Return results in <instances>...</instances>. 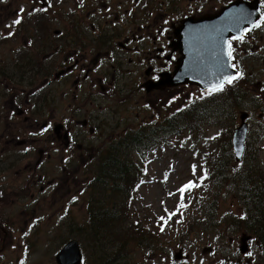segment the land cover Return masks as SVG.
I'll return each mask as SVG.
<instances>
[{"label":"rangeland","instance_id":"obj_1","mask_svg":"<svg viewBox=\"0 0 264 264\" xmlns=\"http://www.w3.org/2000/svg\"><path fill=\"white\" fill-rule=\"evenodd\" d=\"M12 2L3 0L0 3L2 17L7 12H15ZM26 3L27 0H18L19 6ZM52 20L48 15L47 21L39 27L42 33L38 36L30 30L28 21L20 26L14 37L0 36V72L14 71L18 58L11 52V47L16 43L19 65L33 62V56L39 52L41 63L36 77L35 101L36 122L40 123L49 116L48 109L55 110L57 121L63 118L67 106L60 103V95L65 87L73 85L70 77L61 78L58 83L41 85L52 70L59 68L55 66L59 58L52 56L50 60H44L46 52L41 49L43 43H39L44 40V44H51L47 36H53V28L60 27ZM13 21V16H9L7 21L0 18V30L7 32L12 29ZM72 28L68 26L69 30ZM97 38L101 44L108 41L104 36ZM89 86L84 85L83 89ZM130 88L128 84L126 94L104 100L112 109V119L106 122L102 131L95 132L94 137L87 134V128L93 124L88 122L80 136L83 137L82 133L88 136V143L93 148L85 154L78 151L73 161L61 163L59 153L58 158L46 161L38 172L30 164L39 155L37 150L32 149L23 155L16 147L10 150L0 147V243L7 236L4 234L3 237V226L12 227L15 236L8 234L16 237L25 230L22 222L29 219L35 224L31 231L36 239L35 260L44 259L45 264H57L56 254L73 239L81 244L85 264H236L234 254L239 253L241 237L247 234L241 221L247 210L246 180L242 171L258 163L257 171L264 178V116L261 117L264 101H258L261 104L256 111L253 110L255 100L244 98L235 101L229 97L227 101L224 92L215 94L216 99H210V93L203 95L193 88H181L177 103L165 109L151 105L150 110L146 105L150 101L142 97H152L151 94L141 91L130 99ZM93 91L98 92L96 88ZM80 94L81 91L78 97ZM169 96L164 94V97ZM49 98L55 102L44 105ZM90 100L87 96L81 101L78 118L93 116L95 119L97 113L104 117L106 114L100 112L93 102L87 104ZM188 103L198 107L180 122L177 118L171 121ZM83 104L88 106L83 108ZM249 110L252 118L247 142L248 159L238 164L234 160L232 137L242 113ZM152 114L155 116L152 123L144 125L143 121L151 118ZM157 123H169L173 129L179 130V125H182L183 132L178 137L169 136L156 147L143 148V162L137 153H133V160L143 170L134 198L128 200L129 195H117L113 191L101 195L96 186L93 189L102 153L109 155L107 151L110 150L112 155L114 150L111 149L115 147L129 148L130 143L122 137L142 128L150 130V126ZM190 123L191 128H188ZM2 130L3 120L0 134ZM19 134L23 136L22 132ZM52 136H56L55 132ZM21 147L25 148L24 145ZM218 160L223 162L220 175L215 166ZM61 174V182L49 189L47 200L40 186ZM40 175L44 177L38 181ZM190 183L195 187L181 200L179 190ZM129 189L125 184L126 192ZM92 201L96 207L94 212ZM181 206L185 207L183 215ZM104 213L111 216L109 220L102 219ZM79 229L82 233L78 232ZM249 245L250 252L243 256L245 262L254 260L257 254L260 256L256 240ZM205 248H211V251L205 253ZM180 250L183 251V259L176 261L174 255ZM35 260L31 258L28 264H36Z\"/></svg>","mask_w":264,"mask_h":264},{"label":"flooded vegetation","instance_id":"obj_2","mask_svg":"<svg viewBox=\"0 0 264 264\" xmlns=\"http://www.w3.org/2000/svg\"><path fill=\"white\" fill-rule=\"evenodd\" d=\"M12 1L15 12H7L5 17L0 13V18L7 21L13 16L20 23H13V28L7 32L1 29L0 36L14 37L25 21L38 36L42 33L39 27L47 21L48 15L51 16L52 23H58L60 27L53 28V36H47L50 45L44 44V40L39 43H43L40 46L46 52L44 60H50L52 56L59 58L55 63L59 68L52 70L41 85L58 83L61 78L73 79L72 87H65L60 95V103L67 106L63 118L57 121L55 110L48 109L49 116L40 123L36 122L35 101L36 77L41 63L39 52L33 56V62L19 65L16 43L11 47V52L18 58L14 71L0 72V121L3 120L0 147L5 146L8 150L16 147L23 155L32 149L37 150L39 155L30 164L38 172L46 161L58 158L59 153L61 163L65 164L73 161L78 151L89 153L93 146L88 143V136L84 133V138L80 136L82 129L92 121L87 134L94 137L95 132L102 131L106 122L112 119V109L104 100L126 94L128 84L131 85L130 99L141 91L151 94L152 97H142L150 101L146 103L150 110L151 105L165 109L177 103L181 88H193L203 95L210 93L212 97L224 92L227 101L229 97L235 101L255 100L253 110L256 111L261 104L258 101H264V0H27L20 6L18 0ZM245 20L247 25L242 27ZM68 26L73 28L69 30ZM96 35L106 37L107 43H99ZM229 40L232 59L228 62L235 68L227 70L238 79L231 84L225 83L221 91L171 85L177 82L174 80L180 68L213 66L218 70L219 62L227 60L220 55L221 48H227L221 41ZM126 79L129 82H125ZM84 85L90 86L83 89ZM94 88L98 92H94ZM164 94L170 96L167 98ZM87 96L92 99L87 104L93 102L100 112L106 114L104 117L97 113L95 119L93 116L78 118V106ZM53 102L49 98L44 105ZM242 116L250 124V110ZM154 117L152 114L143 124L152 123ZM62 176L40 186L47 200L49 189L58 185ZM43 177L40 175L38 181ZM33 203L36 204L37 200ZM22 225L25 230L16 237L8 234L12 233V227L3 226V237L4 234L7 236L0 243V264H28L31 258L35 260L36 239L31 232L35 224L27 219ZM78 232L82 233V229ZM82 255L80 264H85L83 250ZM45 262L42 259L36 264Z\"/></svg>","mask_w":264,"mask_h":264},{"label":"trees","instance_id":"obj_3","mask_svg":"<svg viewBox=\"0 0 264 264\" xmlns=\"http://www.w3.org/2000/svg\"><path fill=\"white\" fill-rule=\"evenodd\" d=\"M190 113L191 111L188 110L185 113H181L176 117L171 118V121H174L177 118L180 122L183 117L189 116ZM160 126L161 127H151L150 130L142 128L126 135L124 141L130 143L129 148L115 147L111 149L114 150V154L112 155H110V150L107 151L109 152V155H106V152H103L99 158L98 172L93 189H95L94 187L96 186L101 191V195L105 192L109 193L110 191H113L117 195L121 193V195L124 193L129 195L128 200L133 199L143 173V170L139 167L138 163L133 160V153H137L140 159H144V154L142 153L143 148L153 147L161 136L182 133V125H179L181 127L180 130L173 129L169 123H163ZM147 132H149L148 135ZM116 141H118V138ZM246 158L248 159L247 156ZM215 166L216 172L220 175L223 162L218 160L215 163ZM259 167L260 166L257 163L249 170L244 169L242 171L246 180L244 191L247 210L246 217L241 219V221L247 234L253 235L258 241L257 244L260 256L258 259H255V262L257 264H264V178L257 171ZM110 184L112 185L111 187H109ZM125 184L130 188L127 192L125 190ZM93 197H95V194ZM95 208L94 201H92V212H94ZM110 217L109 214L105 215L104 213L102 215V219L104 220H109ZM117 218V215H115V221H117ZM237 254L239 253L237 252Z\"/></svg>","mask_w":264,"mask_h":264},{"label":"water","instance_id":"obj_4","mask_svg":"<svg viewBox=\"0 0 264 264\" xmlns=\"http://www.w3.org/2000/svg\"><path fill=\"white\" fill-rule=\"evenodd\" d=\"M245 25H247L246 20L243 22L242 27H245ZM203 31L204 29L201 30V34L203 33ZM191 68H195L196 72L192 71ZM180 69H181V74L177 75L178 81L176 82V84L174 82L171 85H179V84L187 83L191 85H197L203 90L206 88L213 89V85L219 84L224 76L231 75V73L227 71V69L221 72L220 77L217 75H213V69L210 66L208 67L204 66V68L200 72L197 71V66L190 68H180ZM247 132H248L247 125L243 123L242 126L237 128L234 133L233 143H234L235 157L238 162L242 160L244 155ZM250 240H251V236H248L246 234L242 236L241 247H240L241 253L245 254L248 252V242ZM209 251H210L209 248H206L204 250L205 253ZM182 254H183L182 251L178 252L175 255V259L182 260L183 259ZM82 256L83 255L79 243L76 240H71L60 251V253L57 256V261H59L58 264H80L82 261Z\"/></svg>","mask_w":264,"mask_h":264},{"label":"snow or ice","instance_id":"obj_5","mask_svg":"<svg viewBox=\"0 0 264 264\" xmlns=\"http://www.w3.org/2000/svg\"><path fill=\"white\" fill-rule=\"evenodd\" d=\"M14 24H19L20 20H15L13 21ZM259 26V25H256ZM221 44H226L227 48L224 49L223 47L221 48V52L220 55L223 57H226L227 60H221L218 64V70L220 72H223L225 69L231 67V68H235L234 64L229 63L228 61H230L232 59V44L231 41H221ZM238 76H224L222 81L217 84V85H213V89L214 91H221L224 88V83H228L231 84L235 79H238ZM193 185H188L186 187H192ZM181 191H183V189H181Z\"/></svg>","mask_w":264,"mask_h":264},{"label":"bare ground","instance_id":"obj_6","mask_svg":"<svg viewBox=\"0 0 264 264\" xmlns=\"http://www.w3.org/2000/svg\"><path fill=\"white\" fill-rule=\"evenodd\" d=\"M105 193H106V192H105ZM105 193H104V194H105Z\"/></svg>","mask_w":264,"mask_h":264}]
</instances>
